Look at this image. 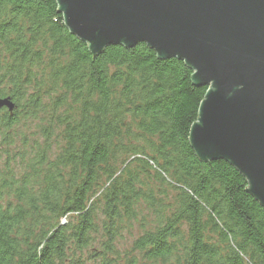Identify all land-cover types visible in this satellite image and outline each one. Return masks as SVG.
<instances>
[{
  "label": "trees",
  "instance_id": "trees-1",
  "mask_svg": "<svg viewBox=\"0 0 264 264\" xmlns=\"http://www.w3.org/2000/svg\"><path fill=\"white\" fill-rule=\"evenodd\" d=\"M192 74L145 44L93 57L54 1L0 0V264H264L245 178L190 147Z\"/></svg>",
  "mask_w": 264,
  "mask_h": 264
},
{
  "label": "water",
  "instance_id": "water-1",
  "mask_svg": "<svg viewBox=\"0 0 264 264\" xmlns=\"http://www.w3.org/2000/svg\"><path fill=\"white\" fill-rule=\"evenodd\" d=\"M93 57L145 44L206 87L189 144L201 162L242 174L264 209V0H52ZM13 104L0 99V110Z\"/></svg>",
  "mask_w": 264,
  "mask_h": 264
},
{
  "label": "rangeland",
  "instance_id": "rangeland-1",
  "mask_svg": "<svg viewBox=\"0 0 264 264\" xmlns=\"http://www.w3.org/2000/svg\"><path fill=\"white\" fill-rule=\"evenodd\" d=\"M30 131H33V129H30ZM124 240L125 241H122V243H119V245H120L119 247H121L120 251H125L128 249V243H129L128 237L124 236ZM85 260H87V259H85ZM86 264H92V262H90V260H88V261H86Z\"/></svg>",
  "mask_w": 264,
  "mask_h": 264
}]
</instances>
